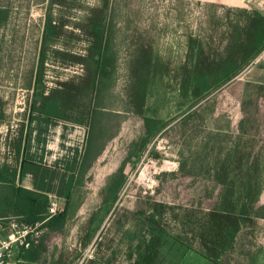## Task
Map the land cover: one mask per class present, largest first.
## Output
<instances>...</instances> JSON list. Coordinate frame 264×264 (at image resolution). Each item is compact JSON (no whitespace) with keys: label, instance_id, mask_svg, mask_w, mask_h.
<instances>
[{"label":"rangeland","instance_id":"374dc122","mask_svg":"<svg viewBox=\"0 0 264 264\" xmlns=\"http://www.w3.org/2000/svg\"><path fill=\"white\" fill-rule=\"evenodd\" d=\"M230 9L189 0H0V169L18 185L29 117L45 105L88 129L66 223L39 228L31 248L71 228V264H175L186 249L179 231L198 235L197 211L216 201L205 174L214 160L258 156L264 174V86L243 77L258 51L249 33L233 31L245 19ZM232 36L245 50L229 49ZM107 42L110 59H101L97 48ZM103 61L109 73L101 75ZM228 63L242 66L238 76L195 88L192 79L217 77ZM146 117L167 126L149 137ZM168 206H189L191 222ZM262 249L264 211L223 264H251Z\"/></svg>","mask_w":264,"mask_h":264},{"label":"trees","instance_id":"16d2710c","mask_svg":"<svg viewBox=\"0 0 264 264\" xmlns=\"http://www.w3.org/2000/svg\"><path fill=\"white\" fill-rule=\"evenodd\" d=\"M216 6L218 7V5ZM231 9L240 12L242 18L245 19L244 26L239 24L234 27L233 31L237 33L240 31H244L245 34L249 33L252 38L249 47L258 51L256 54L257 56L264 50V16L247 10ZM96 29L99 30L101 34H104L100 25H96ZM240 36L241 34L238 35L237 38L239 39ZM232 38L233 41L229 49L234 46L235 48L243 47L241 50H245L244 48H246V46L243 44L236 46L234 37L232 36ZM195 48L197 52L200 51L198 46ZM97 50V56H101V59H110V55H108L110 50L108 42L105 47L98 46ZM229 63L223 68L224 71L217 77L196 76L191 80L195 88L197 87L198 90L201 89V92L204 93L210 89L209 79H213L217 81V84H220L225 80H231L233 77L235 78L238 76L242 66L231 67ZM99 72L101 75L109 73L107 61H103L100 64ZM35 113L50 118L63 119L56 114L54 107H50L49 105L43 106L40 111ZM244 120L245 119H242V122H244ZM144 122L146 133L149 137H154L167 126L166 121L150 117H146ZM262 166V160L258 156L245 157L243 155H226L214 160L215 168L211 170L210 174L209 172L205 174L208 175L210 180L217 184V188L214 190V192L217 193L216 201L211 209L202 210V212L197 211L201 216L200 221L202 222L198 235L190 236L188 233L184 232V228L179 231L180 241L185 244L186 249L195 251L215 264H223V257L227 253L233 251L240 234L247 228L252 229L264 211V206H258L261 195L264 192V174L262 172ZM233 167L236 169H232ZM244 167H246V169H244ZM75 178V176L70 178L71 180L66 194L67 201L70 198V191H72V184ZM122 185L123 180L112 182L110 191L111 194H113L114 201ZM0 192L2 193L0 196V218L13 214L22 217L27 224L36 225L43 223V228L48 227L58 230L64 227L67 217L68 202L63 213L45 222L50 201L49 197L16 185L15 174L8 172L6 169H0ZM167 208L172 213L179 210V212L183 213L184 220H187V222H191L194 216L189 206H168ZM173 219L177 221V215L174 216ZM187 222L184 221L183 224L187 225Z\"/></svg>","mask_w":264,"mask_h":264},{"label":"crops","instance_id":"0c3cea01","mask_svg":"<svg viewBox=\"0 0 264 264\" xmlns=\"http://www.w3.org/2000/svg\"><path fill=\"white\" fill-rule=\"evenodd\" d=\"M189 1L242 9L264 16V0ZM243 77L247 82L264 86V50L251 60L243 72ZM232 126L237 124L233 122ZM87 137L88 129L83 124L50 118L39 113L31 114L27 126L21 173L17 181L18 186L48 197L55 196L61 200L64 208L68 202L69 209L71 194L67 201V189L70 178L76 177L79 173L85 157ZM263 197L264 192L259 202H262ZM67 228H70V225H67ZM57 230H54L49 242L46 243L47 247L44 246L43 250L38 251L36 247L24 251L22 255L19 254L20 261L23 264H71V260L65 259L67 253L71 256V228L69 231ZM50 250L51 255L47 254ZM263 254L264 249L256 254L251 264H260ZM175 264L215 263L193 250L185 249Z\"/></svg>","mask_w":264,"mask_h":264},{"label":"built area","instance_id":"2783aa9c","mask_svg":"<svg viewBox=\"0 0 264 264\" xmlns=\"http://www.w3.org/2000/svg\"><path fill=\"white\" fill-rule=\"evenodd\" d=\"M49 200L45 222L62 213L64 209L59 198L51 196ZM42 225L43 223L24 225L14 218H0V264H23L19 254L38 243L42 234L39 228Z\"/></svg>","mask_w":264,"mask_h":264}]
</instances>
